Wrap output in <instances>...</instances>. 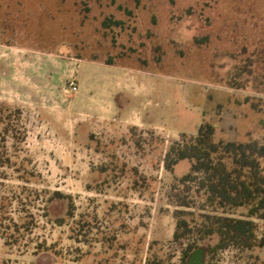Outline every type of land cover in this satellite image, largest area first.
<instances>
[{"label": "rangeland", "instance_id": "1", "mask_svg": "<svg viewBox=\"0 0 264 264\" xmlns=\"http://www.w3.org/2000/svg\"><path fill=\"white\" fill-rule=\"evenodd\" d=\"M0 103L26 134L0 144V264H182L177 204L202 199L166 153L205 121L264 143V0H0Z\"/></svg>", "mask_w": 264, "mask_h": 264}, {"label": "trees", "instance_id": "2", "mask_svg": "<svg viewBox=\"0 0 264 264\" xmlns=\"http://www.w3.org/2000/svg\"><path fill=\"white\" fill-rule=\"evenodd\" d=\"M21 117L20 108L0 103V129L3 127L0 144L6 142L9 133L19 141L25 140L26 134L15 123ZM214 136V124L205 121L199 126L197 135H184L166 153L165 167L172 173L181 161L190 162L189 171L178 177V181L191 183L197 197L202 199L201 205H197L194 198L183 199L177 204L186 209L175 212L174 240L193 239L183 250L182 264L196 260L194 253L203 246L208 256L205 264H216L215 253L229 247L241 250L264 247V236L259 237L254 219H264V143L258 140L216 141ZM57 196L62 195L57 193ZM72 206L73 202L69 201L67 214L70 217H73ZM238 208H245L246 216L230 214ZM214 237L217 242L205 246V242Z\"/></svg>", "mask_w": 264, "mask_h": 264}, {"label": "built area", "instance_id": "3", "mask_svg": "<svg viewBox=\"0 0 264 264\" xmlns=\"http://www.w3.org/2000/svg\"><path fill=\"white\" fill-rule=\"evenodd\" d=\"M72 90L73 91H78V87L75 84H72Z\"/></svg>", "mask_w": 264, "mask_h": 264}, {"label": "crops", "instance_id": "4", "mask_svg": "<svg viewBox=\"0 0 264 264\" xmlns=\"http://www.w3.org/2000/svg\"><path fill=\"white\" fill-rule=\"evenodd\" d=\"M120 91H117V93H119ZM122 92V91H121ZM116 94V93H115Z\"/></svg>", "mask_w": 264, "mask_h": 264}]
</instances>
